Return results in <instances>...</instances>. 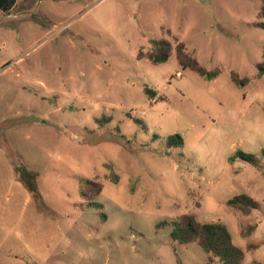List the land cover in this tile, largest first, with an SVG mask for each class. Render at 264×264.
Here are the masks:
<instances>
[{
	"label": "rangeland",
	"instance_id": "1",
	"mask_svg": "<svg viewBox=\"0 0 264 264\" xmlns=\"http://www.w3.org/2000/svg\"><path fill=\"white\" fill-rule=\"evenodd\" d=\"M262 24L264 0L0 11V264H206L201 246L171 238L186 215L226 225L244 264H264V160H232L264 151ZM153 40L169 43L168 62L139 58ZM179 51L219 77L184 68ZM176 134L184 147L168 148ZM16 164L42 173L39 197ZM85 180L103 185L100 208L81 196ZM240 194L260 208L232 209Z\"/></svg>",
	"mask_w": 264,
	"mask_h": 264
},
{
	"label": "trees",
	"instance_id": "2",
	"mask_svg": "<svg viewBox=\"0 0 264 264\" xmlns=\"http://www.w3.org/2000/svg\"><path fill=\"white\" fill-rule=\"evenodd\" d=\"M17 2L18 0H0V11H12L16 7ZM262 27L264 28V24H262ZM143 57L149 59L153 64L166 63L171 57L170 45L166 40H153L150 51L146 55L140 53L139 58ZM178 59L184 68H189L210 81L216 80L220 75L218 70H206L196 59L185 55L182 51H179ZM262 75H264L263 72L261 73ZM232 78L238 86H244L248 83L247 79H240L235 73L232 74ZM146 92L155 99L157 95L155 91L146 88ZM135 121L146 126L140 119H135ZM184 145V138L179 134L169 137L167 141L168 148H183ZM260 156L240 151L232 160L241 159L252 164L254 167H259L260 161L264 160V151L261 152ZM15 173L18 181L31 195L35 197L40 196L38 182L42 177L41 172L29 169L24 164H16ZM117 181L118 179L115 177L114 182ZM102 191L103 185L99 182L93 180L81 182V196L86 200H90V206L100 208V205L94 203V201ZM90 193L92 194L90 195ZM228 205L232 209L244 214H250L260 208V203L247 194H240L231 198L228 201ZM170 235L174 241L182 245L196 243L201 246L208 255L207 264H215L216 262L220 264H244L245 251L235 244L228 227L220 222H202L193 215H186L179 221L172 223Z\"/></svg>",
	"mask_w": 264,
	"mask_h": 264
},
{
	"label": "crops",
	"instance_id": "3",
	"mask_svg": "<svg viewBox=\"0 0 264 264\" xmlns=\"http://www.w3.org/2000/svg\"><path fill=\"white\" fill-rule=\"evenodd\" d=\"M18 3V2H17ZM218 263V262H217ZM207 264V263H206Z\"/></svg>",
	"mask_w": 264,
	"mask_h": 264
},
{
	"label": "built area",
	"instance_id": "4",
	"mask_svg": "<svg viewBox=\"0 0 264 264\" xmlns=\"http://www.w3.org/2000/svg\"><path fill=\"white\" fill-rule=\"evenodd\" d=\"M179 75V74H178Z\"/></svg>",
	"mask_w": 264,
	"mask_h": 264
}]
</instances>
